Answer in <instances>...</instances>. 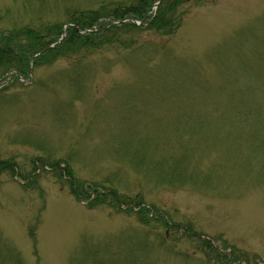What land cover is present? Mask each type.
<instances>
[{"label":"rangeland","instance_id":"374dc122","mask_svg":"<svg viewBox=\"0 0 264 264\" xmlns=\"http://www.w3.org/2000/svg\"><path fill=\"white\" fill-rule=\"evenodd\" d=\"M13 66L0 264H264V0H0Z\"/></svg>","mask_w":264,"mask_h":264},{"label":"trees","instance_id":"16d2710c","mask_svg":"<svg viewBox=\"0 0 264 264\" xmlns=\"http://www.w3.org/2000/svg\"><path fill=\"white\" fill-rule=\"evenodd\" d=\"M14 44V43H13ZM12 44V42H10V41H7V42H5L4 41V46L5 47H7L8 49H9V51L12 53V54H14L15 55V53H18L17 52V49H20V47L18 46V45H16V44H14L13 45ZM7 56H8V58H6V59H4L5 61H10V57H9V55L7 54ZM11 62V61H10Z\"/></svg>","mask_w":264,"mask_h":264},{"label":"bare ground","instance_id":"6f19581e","mask_svg":"<svg viewBox=\"0 0 264 264\" xmlns=\"http://www.w3.org/2000/svg\"><path fill=\"white\" fill-rule=\"evenodd\" d=\"M33 183H34V181H33Z\"/></svg>","mask_w":264,"mask_h":264}]
</instances>
